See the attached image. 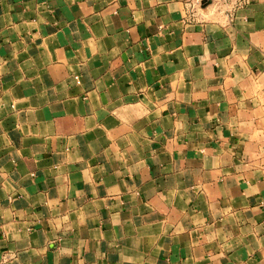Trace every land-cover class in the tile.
Wrapping results in <instances>:
<instances>
[{
  "label": "crops",
  "instance_id": "crops-1",
  "mask_svg": "<svg viewBox=\"0 0 264 264\" xmlns=\"http://www.w3.org/2000/svg\"><path fill=\"white\" fill-rule=\"evenodd\" d=\"M0 264H264V0H0Z\"/></svg>",
  "mask_w": 264,
  "mask_h": 264
},
{
  "label": "built area",
  "instance_id": "built-area-1",
  "mask_svg": "<svg viewBox=\"0 0 264 264\" xmlns=\"http://www.w3.org/2000/svg\"><path fill=\"white\" fill-rule=\"evenodd\" d=\"M220 1H222V2H227V1H230V0H220ZM237 1H239V3L242 4V0H237Z\"/></svg>",
  "mask_w": 264,
  "mask_h": 264
}]
</instances>
